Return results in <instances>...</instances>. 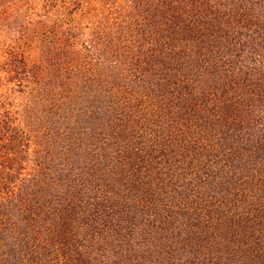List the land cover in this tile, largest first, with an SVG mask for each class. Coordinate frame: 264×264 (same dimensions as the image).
<instances>
[{"label":"trees","instance_id":"obj_1","mask_svg":"<svg viewBox=\"0 0 264 264\" xmlns=\"http://www.w3.org/2000/svg\"><path fill=\"white\" fill-rule=\"evenodd\" d=\"M263 101L264 0H0V264H264Z\"/></svg>","mask_w":264,"mask_h":264},{"label":"rangeland","instance_id":"obj_2","mask_svg":"<svg viewBox=\"0 0 264 264\" xmlns=\"http://www.w3.org/2000/svg\"><path fill=\"white\" fill-rule=\"evenodd\" d=\"M214 8L215 7L213 6V8H211V10L213 11ZM87 10H88L87 7H82V9H78L74 13L75 14L74 15L75 16V19L77 21H85L84 18L86 16V11ZM222 12H224V11L222 10ZM88 13H89V11H88ZM239 21H240V24H241L243 21L248 22L249 20H245L244 17H243V15H242V19H240ZM226 30H227V28L224 29V31H226ZM224 31H219V33L224 32ZM227 38L228 37H226V39ZM43 54L44 53H42L40 51H36V50L33 49V50H31V53L29 55L31 57H33L34 55H37L38 58H42V55ZM42 62L45 63L46 62V59H42ZM172 77H174V76H172ZM182 80H183V78H179L180 85L182 84ZM253 82H254V80H253ZM184 85H186V84H184ZM87 88H88V84L85 85V86H82V89L83 90L84 89L86 90ZM168 88H169V86L167 85L165 87V89H168ZM248 89L253 91L252 86H248ZM255 89H256V92L257 93L254 94L252 97L254 99H259L261 95L258 92L259 90L257 88H255ZM254 92H255V90H254ZM195 102H197V101H195ZM263 103H264V101H263ZM200 113H201V111H200ZM195 122H197L196 119H195ZM192 128L194 129L193 133H195V127L193 125H192ZM28 131H29L30 134H33V135H35V133H36L35 130L33 131V127H31V126H30V128H28ZM16 133H19V134L22 135V133L18 129V127L11 126L10 129L8 130V132H7V135H6L8 139H3L0 142V159L2 161H4L5 166L13 165L14 167H16L18 165V163H19V165L21 164V166H23V167L24 166L28 167V166L31 165L30 160H32L34 162L35 161L37 162V158L35 157V155H33L31 153V151H28L27 150L26 142H22L16 136ZM4 134H5V132H1V136H3ZM12 139H15V141H11ZM175 146H176V143H175ZM54 150H56V149L55 148L54 149L52 148V153H50V154H49L50 151L48 150V152L46 153L47 154V160H46V162L44 164H40L39 165V168H38L39 173L45 175L46 178H48V174L47 173L49 172V168H50V165H51V163H49V162H51V160L53 158L55 159V157H56V155L54 153ZM51 154H54V155H51ZM187 154H189V153L187 152ZM187 154L185 153L184 155L174 156V161H175V165L174 166L177 169H179L178 167L181 165L182 167H184L185 172H188L189 169H191V166H193V165L196 164V160H192V158L189 155H187ZM47 163H49V165H48L49 168L46 165ZM22 171H23V168H22ZM174 174H177V173H174ZM12 177H14V174H13ZM172 178L174 179V182L173 183H176L175 180H177L176 179L177 176L173 175ZM3 185H4V183H0V187L3 186ZM181 185H183V184H181ZM183 186H185V185H183ZM245 192H248V191L245 190ZM242 194H243V192L241 191L239 193V195L241 196ZM260 197H262V195ZM249 198L250 199H254V200L256 199V198H252V197H249ZM250 199H249V201H250ZM249 201H248V206H250L249 207L250 208V211H248L246 209L243 210V211H245V215H250L251 216L252 214H254L257 206H264V198H258V200H255L256 202H254V204H252V205H249ZM259 202H260V204H259ZM25 207H26L25 209H27L29 206L27 207L25 205ZM229 231L232 232V230H230V229H229Z\"/></svg>","mask_w":264,"mask_h":264}]
</instances>
